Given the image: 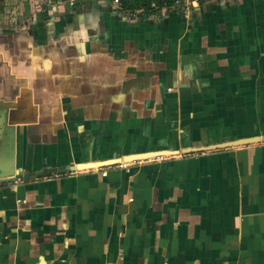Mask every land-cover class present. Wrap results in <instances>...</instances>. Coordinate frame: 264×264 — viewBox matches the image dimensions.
<instances>
[{"label":"crops","instance_id":"0c3cea01","mask_svg":"<svg viewBox=\"0 0 264 264\" xmlns=\"http://www.w3.org/2000/svg\"><path fill=\"white\" fill-rule=\"evenodd\" d=\"M115 5L0 0L39 107L29 175L0 184V264H264V0Z\"/></svg>","mask_w":264,"mask_h":264},{"label":"water","instance_id":"95a60500","mask_svg":"<svg viewBox=\"0 0 264 264\" xmlns=\"http://www.w3.org/2000/svg\"><path fill=\"white\" fill-rule=\"evenodd\" d=\"M120 14H122V11H120ZM3 52L2 45L0 47V184L16 182L19 178L29 175L18 165L17 138L22 126L25 127L39 122V107L34 102L32 89V70L25 68L22 62L7 60ZM250 143H254V141H246L235 146ZM231 146L234 145H218L210 150H219ZM195 152L188 151L187 153ZM173 155L175 154L171 156ZM162 156H164L163 152L128 155L123 159L113 161L112 164H102L97 168L145 161ZM86 169L95 168H85L84 170Z\"/></svg>","mask_w":264,"mask_h":264},{"label":"trees","instance_id":"16d2710c","mask_svg":"<svg viewBox=\"0 0 264 264\" xmlns=\"http://www.w3.org/2000/svg\"><path fill=\"white\" fill-rule=\"evenodd\" d=\"M179 0H119L120 8L127 13L156 14L165 8H174Z\"/></svg>","mask_w":264,"mask_h":264},{"label":"built area","instance_id":"2783aa9c","mask_svg":"<svg viewBox=\"0 0 264 264\" xmlns=\"http://www.w3.org/2000/svg\"><path fill=\"white\" fill-rule=\"evenodd\" d=\"M196 1H198V0H187V2H184V0H179V1H177L175 8L181 7L185 16L188 17V13L191 10L192 5H194ZM113 3L119 4V0H113ZM139 12H141V11H139ZM106 174H107V170L105 172H103L102 175L106 176Z\"/></svg>","mask_w":264,"mask_h":264},{"label":"flooded vegetation","instance_id":"af4514ba","mask_svg":"<svg viewBox=\"0 0 264 264\" xmlns=\"http://www.w3.org/2000/svg\"><path fill=\"white\" fill-rule=\"evenodd\" d=\"M118 6H119V4H118ZM118 6L116 8H118ZM119 8H120V6H119ZM121 11L123 14H125V12L123 10H121ZM138 13H141V12H138ZM138 13H132V15H131L132 19H135L136 14L139 15Z\"/></svg>","mask_w":264,"mask_h":264},{"label":"rangeland","instance_id":"374dc122","mask_svg":"<svg viewBox=\"0 0 264 264\" xmlns=\"http://www.w3.org/2000/svg\"><path fill=\"white\" fill-rule=\"evenodd\" d=\"M103 1H105V0H103ZM39 4V3H38ZM41 4H43L42 2H41ZM41 4H39V6H41ZM115 6H118V4H116ZM243 143V142H242Z\"/></svg>","mask_w":264,"mask_h":264}]
</instances>
